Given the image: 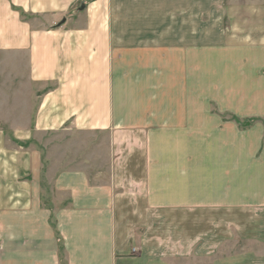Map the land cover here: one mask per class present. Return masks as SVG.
I'll list each match as a JSON object with an SVG mask.
<instances>
[{
    "label": "crops",
    "instance_id": "crops-1",
    "mask_svg": "<svg viewBox=\"0 0 264 264\" xmlns=\"http://www.w3.org/2000/svg\"><path fill=\"white\" fill-rule=\"evenodd\" d=\"M222 1L0 0V264H264V137L211 113L264 3Z\"/></svg>",
    "mask_w": 264,
    "mask_h": 264
},
{
    "label": "rangeland",
    "instance_id": "rangeland-1",
    "mask_svg": "<svg viewBox=\"0 0 264 264\" xmlns=\"http://www.w3.org/2000/svg\"><path fill=\"white\" fill-rule=\"evenodd\" d=\"M222 2L220 10L223 18V30L227 34V40L231 42L235 38L239 20L255 18V13H252L250 7L253 0H223ZM260 2L264 3V0H260ZM245 4H247V9ZM259 13L260 19H264V11L261 10ZM260 59L264 60V57ZM12 65L11 58L5 56L0 59V67L3 68L0 82L5 84L13 82L12 76L7 75L8 69ZM238 82L237 76L228 75L227 110L219 111V108L213 105L211 113L220 115L236 129L243 131L245 142L251 145L252 138L256 136L254 133L259 132L264 137V67L260 68L258 72L245 73L242 83ZM11 93L9 88L4 89L3 105L0 106V117L3 121L1 125L7 131L12 125V118L17 115L16 108L12 106ZM238 246L239 248L230 247L228 252L231 254L241 252L243 246Z\"/></svg>",
    "mask_w": 264,
    "mask_h": 264
},
{
    "label": "water",
    "instance_id": "water-1",
    "mask_svg": "<svg viewBox=\"0 0 264 264\" xmlns=\"http://www.w3.org/2000/svg\"><path fill=\"white\" fill-rule=\"evenodd\" d=\"M83 8V7H82Z\"/></svg>",
    "mask_w": 264,
    "mask_h": 264
}]
</instances>
